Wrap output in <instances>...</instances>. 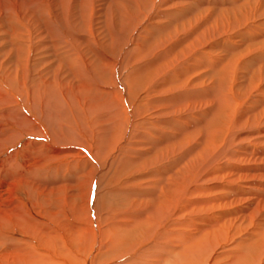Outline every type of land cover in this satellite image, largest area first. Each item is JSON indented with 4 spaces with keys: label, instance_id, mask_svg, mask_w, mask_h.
Listing matches in <instances>:
<instances>
[{
    "label": "rangeland",
    "instance_id": "rangeland-1",
    "mask_svg": "<svg viewBox=\"0 0 264 264\" xmlns=\"http://www.w3.org/2000/svg\"><path fill=\"white\" fill-rule=\"evenodd\" d=\"M38 1L0 0V54L18 39L3 31L28 27L25 83L48 96L15 91L33 127L0 147L12 257L27 243L42 264H264V0H68L75 26ZM34 10L72 32L64 47L30 29Z\"/></svg>",
    "mask_w": 264,
    "mask_h": 264
},
{
    "label": "bare ground",
    "instance_id": "bare-ground-1",
    "mask_svg": "<svg viewBox=\"0 0 264 264\" xmlns=\"http://www.w3.org/2000/svg\"><path fill=\"white\" fill-rule=\"evenodd\" d=\"M42 1V0H41ZM41 1L39 2L38 1V5H41ZM75 1V0H74ZM84 1V0H83ZM83 1H81V2H83ZM67 2V3H66ZM87 2V4L88 3H90V1H88V0H86L85 1V3ZM45 3V2H44ZM49 3H50V1H49ZM61 3V4H60ZM69 3V1L68 0H53V4H55L56 5V7H55V9H57L59 6H60V11L62 12H60L61 14H60V16L58 15V14H56L55 12V18H56V22L57 23H59V24H64L65 23V25H67V20H68V24H70V25H76V24H78V22L76 21V18H75V20L73 19V18H69V17H67L68 15H67V4ZM84 3V2H83ZM113 3V2H112ZM52 4V5H53ZM114 4V3H113ZM26 5V4H25ZM51 5V4H50ZM67 5V6H66ZM85 5V4H84ZM131 5H132V3H131ZM139 5V4H138ZM71 6V5H70ZM8 7V6H7ZM119 7V6H118ZM91 8V7H90ZM121 8V7H120ZM85 9V8H84ZM8 10H10V8H8ZM32 10V9H31ZM87 10H89V12H91V9H87ZM139 10V9H138ZM36 10H34V11H29V12H27L26 13V15H25V13H23L24 14V18H25V21H27L28 22V20H30V22L32 21V23H30V29L32 30V29H36L35 31H37V32H35V33H38L37 35H38V37L40 38V39H42V37H43V35H42V33H43V30H41L40 31V28L41 29H43L44 28V31H45V29H46V31H45V33L48 35V34H50L51 36H54V39L56 40H54L53 42H55V43H58V42H61L62 43V45H58V46H60V47H58L57 49H59V48H61V47H64V45L66 44V40H68V38H69V36H67V34L69 35V33H72L71 31H64L65 30V27H63V29H62V31H58L57 30V28H54L53 26H52V24H50L48 21H45V23H47V25H41V23L39 22V20H37V18L35 19L34 18V12H35ZM53 11V10H52ZM56 11V10H55ZM69 11V10H68ZM125 11V14L126 13H128L129 11L128 10H125V9H123V11H122V13ZM43 12H45V9H43ZM69 13V12H68ZM124 14V13H123ZM129 14V13H128ZM127 14V15H128ZM1 15V14H0ZM4 15V14H3ZM72 15V14H71ZM120 15V14H119ZM13 16V15H12ZM90 16V14L88 15L87 14V16H85V18H88ZM129 16V15H128ZM2 18V17H1ZM54 18V19H55ZM67 18V19H66ZM84 18V19H85ZM141 18V17H140ZM5 19V18H4ZM39 19V18H38ZM10 20V19H9ZM13 20V19H12ZM138 20V19H137ZM5 21V20H4ZM42 21V20H41ZM76 21V22H75ZM89 21V20H88ZM88 21H87V23H88ZM5 23V22H4ZM34 24V25H33ZM229 24V23H228ZM3 25V20L2 19H0V26H2ZM166 25V24H165ZM4 26V25H3ZM7 26V25H6ZM123 26V25H122ZM124 27V26H123ZM60 28V27H59ZM72 28H74V27H72ZM28 27H24V28H22L21 27V25L19 24V23H16V25H10L9 27H8V29H7V31H3L2 33L4 34V33H8L9 31H10V33H11V35H14L15 37H14V39L15 38H18L17 40H16V48H14V53H16L17 54V56H16V61H15V58H14V53L13 54H11V53H9V52H7V51H9L10 50V47L13 49V47H14V43H9V40H8V35H6V39L5 40H8L7 41V46H8V48L9 49H7V51H6V53H1L0 55H3L1 58H0V62H2L1 63V65H0V69L1 70H3V71H5L6 72V74H4V76L2 77V78H0V147H2L3 146V148L5 147L6 149L5 150H7L8 148H11V147H14V144H15V141H16V122L17 123H19L20 122V125L22 126V128L24 129V131H25V133H27V134H29L30 133V130L29 129H31L33 126H32V124H33V121L34 120H32V119H29L27 116H21L20 114H21V108H29L28 106V104H23L22 106H21V108H18V100L20 99H17V97H16V94H15V91H16V93H18L21 97H22V99L21 100H23L24 102H27V101H30L29 100V96L30 97H32V99L33 100H38V99H42L41 100V104H43L42 102H43V99H44V97H45V99L44 100H46V96L47 95H45V94H43V93H39V91L37 90V91H35V92H37L36 94H35V92H34V94H33V91L35 90H32V86L31 85H26V83H25V80H27L26 78H27V76L29 75V68L27 67V65H30V63L28 62V53H26L27 55L25 56V59L22 61V63H21V61H20V56H22L23 54H24V52H23V49H24V46H25V42H27V45L29 46L30 44H31V42H28L29 40H28V37H27V31H28ZM133 29V28H132ZM33 31V30H32ZM219 31V30H218ZM110 32V31H109ZM65 33H67V34H65ZM206 34V33H205ZM212 34V33H211ZM64 35H66L67 37H64ZM34 38V37H33ZM197 38H198V36H197ZM39 41V40H38ZM204 41V40H203ZM68 42V41H67ZM70 44H71V41L69 42ZM60 44V43H59ZM75 46H76V44H74ZM73 45V46H74ZM160 45V44H159ZM200 45V44H199ZM69 46V45H68ZM156 46V45H155ZM154 46V47H155ZM158 46V45H157ZM196 46V45H195ZM194 46V47H195ZM202 46V45H201ZM66 47V46H65ZM136 47V46H135ZM203 47V46H202ZM78 48V47H77ZM76 48V49H77ZM80 48V47H79ZM68 49V48H67ZM190 49V48H189ZM134 50V49H133ZM153 50V49H152ZM70 52H73V54H75V53H78L77 51H70ZM75 52V53H74ZM246 53V52H245ZM166 54V53H165ZM11 55H13V56H11ZM76 55V54H75ZM200 55V54H199ZM75 57H77V56H75ZM23 58V57H22ZM78 58V57H77ZM76 58V59H77ZM80 59V63L82 64V68L81 69H83V68H85L87 65L86 64H88V63H86L84 60H82V58H79ZM255 59V58H254ZM88 62V61H87ZM178 62V61H177ZM96 63V62H95ZM73 64V63H72ZM72 64H70L68 67H70ZM78 64V63H77ZM77 64H75V65H77ZM80 64V65H81ZM93 64V63H92ZM74 65V67H75V69H76V66ZM98 65V64H97ZM97 65L95 66V67H97ZM106 65V64H105ZM78 66V65H77ZM71 67H73V66H71ZM17 68H19L20 69V71L17 69ZM98 68V67H97ZM174 69H175V67H174ZM18 70V71H17ZM79 70V69H78ZM78 70L76 69L75 71L76 72H78ZM97 70V69H96ZM99 70V69H98ZM92 71V70H91ZM101 71V70H100ZM172 71H174V70H172ZM178 71V70H177ZM175 72V71H174ZM19 73L21 74V76H19ZM94 73V72H93ZM96 73V72H95ZM16 74H17V77H16ZM75 77L76 76H78V74L76 75V73H72ZM97 74V73H96ZM157 74V73H156ZM180 74V73H179ZM183 74V73H182ZM175 75V74H174ZM178 75V74H177ZM181 75V74H180ZM74 77V78H75ZM104 77V76H103ZM180 77H182V75L180 76ZM33 78V77H32ZM179 78V77H178ZM169 79V78H168ZM45 81V79H43V82ZM156 81V80H155ZM2 82H3V84H4V87H1V84H2ZM45 83H47V82H45ZM43 86V85H42ZM48 86V84L46 85V86H44V87H47ZM48 88V87H47ZM39 89V88H38ZM40 89H41V86H40ZM45 89V88H44ZM41 91H42V89H41ZM40 91V92H41ZM188 91V90H187ZM43 94V95H42ZM37 96V97H36ZM51 96V95H50ZM48 97V96H47ZM65 97V96H64ZM63 99V98H62ZM32 103V102H31ZM41 104H39L38 103V107L40 108V105ZM43 105H41V107H42ZM45 106V105H44ZM39 108H37L36 106H35V109H39ZM43 109H45V108H43ZM35 112V111H34ZM17 117H19V120H16V118ZM226 117V116H225ZM226 119V118H225ZM32 120V121H31ZM45 120H47V117H45ZM211 120V119H210ZM152 121V120H151ZM49 125V124H48ZM47 125V126H48ZM46 126V127H47ZM48 130H50V129H48ZM51 130H52V128H51ZM58 131V130H57ZM22 133H24V132H22ZM53 133V132H52ZM40 135V134H39ZM43 136V135H42ZM1 149V148H0ZM244 153V152H243ZM13 155V154H12ZM14 158V157H13ZM206 159V158H205ZM14 160L12 159V157L10 156V157H8V166L10 167V174L7 176V177H9V176H11V174H12V177H10V179L9 180H11V182H13L15 179V176H14V178H13V174L15 173L14 172V167L12 168L13 170H11V167H12V165H11V163L13 162ZM14 165V164H13ZM72 165V164H71ZM15 166V165H14ZM7 167V166H6ZM46 169V168H45ZM7 170H9V168L7 169ZM9 172V171H8ZM17 179V178H16ZM14 183V182H13ZM14 185V184H13ZM257 187V186H256ZM173 188H174V186H173ZM170 190V189H169ZM174 190H175V188H174ZM172 192H174L173 190H172ZM166 194V193H165ZM179 194V193H178ZM173 194H171L170 193V196H172ZM181 195V194H180ZM154 196H156L155 194L153 195V197ZM158 196V195H157ZM166 196V195H165ZM183 196V195H182ZM163 197V196H162ZM167 197H168V195H167ZM173 197V196H172ZM175 197V196H174ZM177 197V196H176ZM179 197V196H178ZM155 199V198H154ZM160 199V198H159ZM165 199H168V198H166L165 197ZM172 199V198H171ZM171 199L169 198L168 200H170L171 201ZM182 199V198H181ZM156 201H155V203H156V205H157V203H158V205L156 206H154L155 208H152V210H150L152 213H156L157 212V210H158V207L159 206H161V208L162 209H164V208H169V206L171 205V203L169 202V204H167L165 201H164V199H162L164 202H165V205H164V203L162 204V205H160L161 204V202H159V201H157V199H155ZM161 200V199H160ZM154 202V201H153ZM151 205H152V203H151ZM153 205H154V203H153ZM152 205V206H153ZM171 207V206H170ZM150 209H151V207H150ZM161 209V210H162ZM168 210V209H167ZM156 211V212H155ZM169 212V211H168ZM151 213V214H152ZM158 213V212H157ZM160 213V212H159ZM162 213H163V211H162ZM152 216H154V215H152ZM157 216H158V214H157ZM139 217V216H138ZM155 217V216H154ZM159 217V216H158ZM14 218L16 219V221H18L19 223H16V226H18V227H20V228H23V227H25V224H22V222H25V223H27V224H29V223H32L31 221V218L29 219H27V220H23L22 219V215L20 216V217H15L14 216ZM151 218H153V217H151ZM157 219V218H156ZM31 220V221H30ZM34 220V219H33ZM152 220V219H151ZM148 222H150V221H148ZM153 222V221H152ZM55 223V222H54ZM147 224V223H146ZM32 225L33 226H35L34 225V223H32ZM144 225H145V223H144ZM37 228H39V227H36V229ZM81 228V227H80ZM46 230V229H45ZM212 230V229H211ZM78 231V230H77ZM217 231V230H216ZM63 232V231H62ZM201 232V231H200ZM209 232V231H208ZM252 232V231H251ZM36 235H39L40 234V237H43L44 236V238H45V233H44V231L43 230H41V229H38L37 231H36ZM202 233V232H201ZM200 233V234H201ZM205 233V232H204ZM207 233V232H206ZM205 233V234H206ZM55 234H56V232H55ZM158 234V233H157ZM57 235V234H56ZM49 236V235H48ZM51 236V235H50ZM114 236V235H113ZM207 236V235H206ZM262 236V235H261ZM5 237V236H4ZM35 237V241L36 240H39V238L37 237L36 238V236H34ZM55 237V236H54ZM80 237V236H79ZM202 237H205V236H203L202 235ZM257 237V236H256ZM117 238V237H116ZM197 238H200L198 235H197ZM51 239V238H50ZM54 239L55 238H53V241H54ZM190 239V238H189ZM194 239V238H193ZM10 241H11V239H9ZM40 240H41V238H40ZM43 240V239H42ZM56 240V239H55ZM181 240V239H180ZM10 241H8V240H6V239H2V237H0V248H1V251H0V264H8V263H6V262H8V261H10L11 262V264H42L41 262H39V263H37L36 261H39V260H36V259H38V257L36 256V254H33V258L31 257L32 256V252H34L35 250H33V248L31 247H29L28 246V244L26 243V244H23L24 246H23V249H21V251H17L16 252V255L15 256H13L12 257V255L13 254H11V253H13V252H11L10 253V243L12 242H10ZM185 241V240H184ZM194 241V240H193ZM195 241H196V238H195ZM34 242V241H33ZM42 242V241H41ZM186 242V241H185ZM189 242V241H188ZM187 242V243H188ZM198 242H199V240H198ZM37 243V242H36ZM200 243V242H199ZM198 243V244H199ZM16 244V243H15ZM30 244V243H29ZM108 244V243H107ZM184 244V243H183ZM186 244V243H185ZM184 244V245H185ZM192 244V243H191ZM195 243L193 242V245H194ZM198 244H196V245H198ZM202 244V243H201ZM264 244V243H263ZM12 245H14V244H11V246ZM36 245V244H35ZM34 245V246H35ZM42 245V244H41ZM183 245V246H184ZM186 245H188V244H186ZM190 245V244H189ZM50 246V245H49ZM158 246V245H157ZM262 246V245H261ZM6 247V248H5ZM13 247V246H12ZM35 247H37V246H35ZM188 247V246H187ZM193 247V246H192ZM198 247H199V245H198ZM201 247V246H200ZM204 247V246H203ZM264 247V246H263ZM21 248H22V246H21ZM154 248V247H153ZM158 248V247H157ZM160 248V247H159ZM185 248H186V246H185ZM195 248V247H194ZM209 248V247H208ZM45 249V248H44ZM155 249V248H154ZM178 249V248H177ZM183 249V248H182ZM202 249V248H201ZM13 250H16V249H13ZM18 250H20V249H18ZM191 250H194V249H191ZM195 250H197V249H195ZM168 251H170V250H168ZM54 252V251H53ZM111 252V251H110ZM167 252V251H166ZM182 252V251H181ZM189 252H191V251H189ZM188 252V253H189ZM20 253V254H19ZM172 253V252H171ZM170 253V254H171ZM17 254H19V255H17ZM184 254V253H183ZM201 254V253H200ZM207 254V253H206ZM10 255V256H9ZM195 255V254H194ZM47 256H49V254L47 255ZM150 256V255H149ZM156 256V255H155ZM12 257V258H11ZM35 257H37V258H35ZM168 257V256H167ZM182 257H183V255H182ZM186 257H187V255H186ZM151 257H149V259H150ZM188 258V257H187ZM148 259V258H147ZM152 259V258H151ZM162 259V258H161ZM160 259V260H161ZM168 259V258H167ZM166 259V260H167ZM153 260V259H152ZM155 260H157V259H155ZM169 260V259H168ZM50 261V260H49ZM162 261V260H161ZM186 261V260H185ZM35 262V263H34ZM158 262V261H157ZM152 263V262H151ZM150 263V264H151ZM156 263V262H155ZM44 264H46V263H44ZM149 264V263H148ZM153 264V263H152ZM234 264V263H233Z\"/></svg>",
    "mask_w": 264,
    "mask_h": 264
}]
</instances>
